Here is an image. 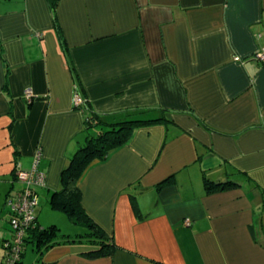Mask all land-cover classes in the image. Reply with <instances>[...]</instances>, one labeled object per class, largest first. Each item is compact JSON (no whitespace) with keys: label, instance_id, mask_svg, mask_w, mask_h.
Wrapping results in <instances>:
<instances>
[{"label":"crops","instance_id":"crops-1","mask_svg":"<svg viewBox=\"0 0 264 264\" xmlns=\"http://www.w3.org/2000/svg\"><path fill=\"white\" fill-rule=\"evenodd\" d=\"M56 16L59 29L47 0H0V219L37 154L38 203L59 189L85 137L77 91L109 122L136 108L168 120L79 178L113 253L84 256L74 241L44 262L264 264V0H58ZM203 175L239 187L206 193Z\"/></svg>","mask_w":264,"mask_h":264},{"label":"trees","instance_id":"trees-1","mask_svg":"<svg viewBox=\"0 0 264 264\" xmlns=\"http://www.w3.org/2000/svg\"><path fill=\"white\" fill-rule=\"evenodd\" d=\"M47 2L53 16L54 24L56 28L59 29L56 16L58 0H47ZM81 109L85 112L84 141L78 145L74 153L68 158V163L61 172L60 187L53 191L47 200L51 209L66 214L73 224L84 226L86 231L80 234L76 233L74 236L61 234L56 225L52 224L43 227L38 223L36 218V224L27 230L24 238L23 251L20 259L15 264H22L27 243H31L33 251L38 254L35 260L30 264H51L43 261L42 257L44 251L57 244L74 241L89 242L90 247L81 252L84 256L91 258L110 256L117 246L111 235H109L85 211L81 202V191L78 186L79 178L91 162L106 158L114 149L127 143L137 127L149 126L167 121L168 117L166 114L169 112L168 109H159V113L156 116L151 115L150 117H144V114L152 112L153 109L136 108L125 111L127 117L123 120L109 122L104 119L103 115L91 111L86 99ZM170 181V178H166L158 184V187ZM203 182L206 193L239 187V183L231 179L213 181L206 175H203ZM11 189L12 187L8 192Z\"/></svg>","mask_w":264,"mask_h":264},{"label":"built area","instance_id":"built-area-1","mask_svg":"<svg viewBox=\"0 0 264 264\" xmlns=\"http://www.w3.org/2000/svg\"><path fill=\"white\" fill-rule=\"evenodd\" d=\"M36 35L41 36L38 32ZM256 58L264 61V49L256 54ZM24 97L30 102L34 98V93L27 88L24 91ZM74 103L80 109L85 103V99L77 91ZM38 160L37 154L33 167L29 170L17 168L14 181L20 187L15 191L11 189L5 198L10 225V237L3 243L5 251L2 261L6 264H15L20 259L27 230L36 224L35 211L38 205V190L46 185V174L38 168ZM185 222L189 223V219H186Z\"/></svg>","mask_w":264,"mask_h":264},{"label":"rangeland","instance_id":"rangeland-1","mask_svg":"<svg viewBox=\"0 0 264 264\" xmlns=\"http://www.w3.org/2000/svg\"><path fill=\"white\" fill-rule=\"evenodd\" d=\"M19 185H16L12 187V191L17 190ZM7 209V207H6ZM5 210L2 212V217L0 219V232H2V228L5 227V232L7 234H10V232L6 229L9 227V213ZM36 216L38 218V221L41 226H50L52 224L56 225L57 228L59 229V232L61 234H68L70 236H74L76 233H84L86 231V228L81 225L73 224L68 216L60 211H55L51 209L48 205V200L45 194L40 196V201L37 205V211H36ZM1 240H0V264H6L5 262H1L3 259L4 255V247L1 245ZM77 243V244H76ZM75 245H79V247L82 249H88L89 242L83 241L82 243L76 242ZM38 256L33 251V246L31 243H27L25 246V256L22 259V264H30L31 262L34 261V259Z\"/></svg>","mask_w":264,"mask_h":264}]
</instances>
